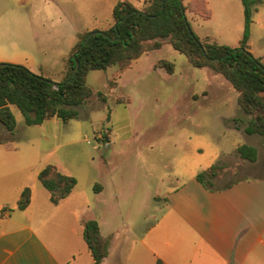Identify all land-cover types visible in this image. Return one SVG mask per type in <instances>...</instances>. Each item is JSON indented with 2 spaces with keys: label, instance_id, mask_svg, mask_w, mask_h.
Masks as SVG:
<instances>
[{
  "label": "rangeland",
  "instance_id": "1",
  "mask_svg": "<svg viewBox=\"0 0 264 264\" xmlns=\"http://www.w3.org/2000/svg\"><path fill=\"white\" fill-rule=\"evenodd\" d=\"M119 1L0 0V58L25 66L41 54L54 52L53 44L72 24L84 31L80 34L107 30L114 24L112 11ZM127 1L139 9L148 3ZM258 19L261 30L264 13ZM163 59L174 63L172 74L156 67ZM88 78H115L117 85L111 89L108 80L92 82L94 95L78 108V121L46 123L43 135H51V141L33 135L39 131L36 127L23 137L38 141L41 160L54 150L51 161L61 163L80 184L95 174L87 169L92 155L99 164L101 159L110 161V170L117 177L118 199L132 207H119L124 231L140 235L154 225L177 180L183 181L194 171L224 163L227 171L216 180L217 187L264 176V138L245 133L249 117L239 109L232 84L208 67H194L172 45L144 54L127 69L113 66L107 71H91ZM12 109L21 125L23 114L16 106ZM109 135L114 144L106 149ZM61 140L71 142L62 147ZM240 144L258 148L255 163L239 157L235 148Z\"/></svg>",
  "mask_w": 264,
  "mask_h": 264
},
{
  "label": "crops",
  "instance_id": "2",
  "mask_svg": "<svg viewBox=\"0 0 264 264\" xmlns=\"http://www.w3.org/2000/svg\"><path fill=\"white\" fill-rule=\"evenodd\" d=\"M183 5L200 39L239 46L245 30L242 0H188ZM263 13L264 0L253 15L248 45L264 63V27L258 28V17ZM82 32L72 24L53 44L54 52L41 54L24 65L38 75L62 82L69 68L68 58ZM114 79L87 81L92 88V82L108 80V86L114 89ZM110 81L115 82L114 87ZM80 116L79 112V118L67 122L51 118L32 126L26 125L25 119L21 125L17 121L13 136L0 123V264H93L84 237L85 223L92 219L99 222L102 234L111 238L109 254L101 264H156L158 259L166 264H264V176L211 191L197 180L199 171H194L183 181L177 180L156 223L140 235L120 228L119 207H132L118 199L117 177L108 160L101 159L99 164L92 155L87 169L93 170L94 176L91 173L84 184L76 178L71 194L53 203L39 180V172L47 164H54L62 173H72L58 161H51L54 150L41 160L38 141L23 136L36 127L39 131L33 135L51 141V135H43L46 123L69 125ZM77 127L81 130V124ZM69 137L63 134L64 139ZM66 140H61L62 147L71 142ZM113 144L109 135L105 148L111 149ZM25 187L31 188V202L20 210L18 203Z\"/></svg>",
  "mask_w": 264,
  "mask_h": 264
},
{
  "label": "trees",
  "instance_id": "3",
  "mask_svg": "<svg viewBox=\"0 0 264 264\" xmlns=\"http://www.w3.org/2000/svg\"><path fill=\"white\" fill-rule=\"evenodd\" d=\"M242 2L245 30L239 46L234 47L209 38L200 39L191 27L183 0H148L143 9L121 0L112 11L114 24L107 30H95L106 35H93L84 45L93 31L79 34L62 82L56 83L20 64L0 62V123L13 136L17 127L11 109L13 105L21 111L28 126L41 125L51 118L63 122L77 119L78 108L94 95L87 81L91 71H104L113 66L127 69L144 54L170 44L194 67H208L222 74L236 90L238 105L249 117L244 126L245 133L264 138V63L249 51L248 45L253 15L262 0ZM156 67L164 68L170 74L174 72V63L168 60L158 61ZM110 86L114 87L115 82L110 81ZM236 152L242 160L251 163L259 157L258 148L249 144L239 145ZM226 169L224 163H215L199 172L197 180L211 191L225 189L243 180L217 187L216 180L226 173ZM38 177L55 204L69 196L77 185L76 177L62 173L54 164L44 166ZM31 193L30 187L23 189L18 203L20 210L29 206ZM84 237L94 258L93 264H101L109 254L111 238L102 234L95 219L86 221ZM156 264L166 263L158 259Z\"/></svg>",
  "mask_w": 264,
  "mask_h": 264
},
{
  "label": "water",
  "instance_id": "4",
  "mask_svg": "<svg viewBox=\"0 0 264 264\" xmlns=\"http://www.w3.org/2000/svg\"><path fill=\"white\" fill-rule=\"evenodd\" d=\"M98 33H103L105 34L103 31H93L91 34L88 35V37L86 38V40L84 41V45L87 43V41L90 39L91 36L96 35ZM106 35V34H105ZM79 69V62H77V70Z\"/></svg>",
  "mask_w": 264,
  "mask_h": 264
}]
</instances>
